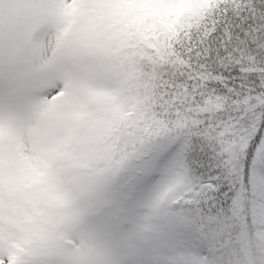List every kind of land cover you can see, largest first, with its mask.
I'll use <instances>...</instances> for the list:
<instances>
[{
  "label": "snow or ice",
  "instance_id": "6c2138e0",
  "mask_svg": "<svg viewBox=\"0 0 264 264\" xmlns=\"http://www.w3.org/2000/svg\"><path fill=\"white\" fill-rule=\"evenodd\" d=\"M0 264H264V0H0Z\"/></svg>",
  "mask_w": 264,
  "mask_h": 264
}]
</instances>
